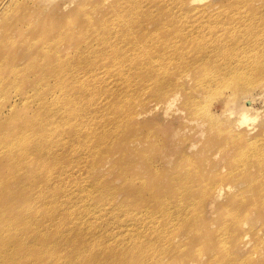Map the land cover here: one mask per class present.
Returning a JSON list of instances; mask_svg holds the SVG:
<instances>
[{
	"label": "bare ground",
	"instance_id": "obj_1",
	"mask_svg": "<svg viewBox=\"0 0 264 264\" xmlns=\"http://www.w3.org/2000/svg\"><path fill=\"white\" fill-rule=\"evenodd\" d=\"M221 5L0 0V264H264V0Z\"/></svg>",
	"mask_w": 264,
	"mask_h": 264
},
{
	"label": "rangeland",
	"instance_id": "obj_2",
	"mask_svg": "<svg viewBox=\"0 0 264 264\" xmlns=\"http://www.w3.org/2000/svg\"><path fill=\"white\" fill-rule=\"evenodd\" d=\"M203 2H204V3H207V2H208V3H214V4H216V5H221V3L223 2V0H203ZM54 4H56V3H54ZM221 6H222V5H221ZM211 61H213V59H212V58H209V60L207 61V64L210 63ZM188 87H194V86L188 84ZM221 88H222V86H221V87H217V88H215V89H214V92H215L216 94H218V93L220 92ZM227 91H228V93H231V90H230V89H227ZM10 93H12V91H11ZM13 95H15V94L12 93V94H11V98H12ZM18 97H19V96H17V98H18ZM147 97L150 98L149 96H147ZM11 101H12V100H11ZM12 102H13V101H12ZM23 102H24V100H23L22 98H20V99H18V103H17V104H21V103H23ZM4 103H6V101H5ZM259 105L261 106V109H264V103L261 102V104H259ZM214 106H215V109H216V110H220V108H221L222 106H224V105H222L221 100L218 99V100L215 102V105H214ZM15 108H16V107H14L13 109L15 110ZM11 111H12V108H10V107L8 106V103H7L6 105H4V104H0V112H2L4 115H6V114H10ZM171 116H172V115H170V116L167 117V118L171 119V118H172ZM149 118H150V119H151V118L154 119V121L150 120V124H151L152 126H161V127L163 128V133H164V131H165V129H166L165 127L169 126V122L165 120V117H164L163 114H161V112H156V111H154V112H152V113L149 114Z\"/></svg>",
	"mask_w": 264,
	"mask_h": 264
}]
</instances>
